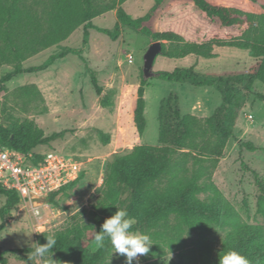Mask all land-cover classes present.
<instances>
[{"label": "rangeland", "instance_id": "374dc122", "mask_svg": "<svg viewBox=\"0 0 264 264\" xmlns=\"http://www.w3.org/2000/svg\"><path fill=\"white\" fill-rule=\"evenodd\" d=\"M32 0H30L31 2ZM214 5L237 9L242 24L223 26L201 13L191 0H166L161 4L150 23L152 32L173 31L187 42H215L230 45L237 42L245 29V14L264 13V0H207ZM101 5L116 4L132 18L145 16L156 4L155 0H96ZM98 28L113 31L117 24L116 10L104 13L92 20ZM83 26L76 29L64 42L28 58L24 69L43 64L50 56L75 49L80 55H68L58 60L44 72L23 74L11 81L0 82V127H10L15 121L31 122L48 137L62 133V137L37 147L40 154L54 151L72 156L82 163L83 178L76 186L59 194L54 200L45 199L39 205L21 203L5 212L7 223L0 232V251L5 264H44L45 258L35 254L32 246L40 236L66 234L76 243L95 252L94 236L100 231L96 216L104 222L113 215L108 210L110 201L104 195V180L108 167L117 157L128 155L136 146L159 145V115L161 103L172 93L180 97L184 116L210 117L222 104V96L216 87L198 88L188 83H173L155 77L149 80L145 92L146 131L139 138L134 125L133 113L137 90L143 77V59L149 46L156 43L134 30L121 26L116 41L107 35L90 31L87 45H83ZM132 58V61H130ZM256 59L249 51L234 48H215L210 59L189 56L171 60L158 56L153 73L173 72L176 69H193L202 76L216 74L230 77L251 69ZM86 65L95 71L102 96L96 95ZM14 65L0 68V79L12 72ZM35 85L41 96L34 92L28 96L20 89ZM245 96L233 128V136L225 145L218 159L212 181L243 222L264 227V218L258 214L262 193L256 181L264 183V84L255 81L251 90L237 87ZM109 98L111 107L103 108L101 98ZM203 108L202 112L199 110ZM203 119V118H200ZM109 137V144L104 139ZM218 135L214 136L217 139ZM253 145L250 151L245 144ZM204 195L201 196L203 198ZM127 201V194L121 195ZM6 198L0 195V210ZM118 207V205H117ZM133 231L147 234L143 218L135 220ZM2 220L0 218V224ZM80 232V234H79ZM216 241L219 237L215 238ZM31 249L29 253H13ZM109 245L102 264H125V257L113 254ZM138 264L144 255H138ZM133 260V264H137ZM54 261H56L54 259ZM176 254L167 253L159 264H177ZM0 264H3L0 259ZM60 264H67L63 261Z\"/></svg>", "mask_w": 264, "mask_h": 264}, {"label": "trees", "instance_id": "16d2710c", "mask_svg": "<svg viewBox=\"0 0 264 264\" xmlns=\"http://www.w3.org/2000/svg\"><path fill=\"white\" fill-rule=\"evenodd\" d=\"M127 0H121V3ZM155 6L143 17L134 19L116 4L99 5L96 0H0V68L14 65L13 71L0 79L2 84L23 74L44 72L56 61L70 54L79 56L75 49L50 56L37 67L24 69L22 63L40 52L66 41L72 33L83 26V45H87L90 31L107 35L116 41L121 34V26H126L154 41L162 43L159 56L178 60L189 56L203 59L214 57L215 48H234L249 51L256 59L251 69L230 77L202 76L193 69H176L173 72H157L154 77L173 83H188L193 87H216L222 96V104L210 117L200 119L193 115L184 116L180 108V97L172 93L163 100L159 115V145L136 146L128 155L117 157L108 167L103 186L104 195L110 204L109 212L124 209L130 217L143 218L147 234L153 245L144 255L142 264H159L167 253L176 254L177 264H218L221 251L235 249L245 255L251 264H264V227L250 225L242 221L240 215L224 199L212 181V174L222 157L227 140L233 136V128L239 112L245 103L237 87L250 91L254 82L264 84V13L245 14L247 28L241 38L230 45L215 42H187L173 31L151 30L157 8L166 0H155ZM193 5L211 20H218L223 26L242 24L237 9L214 5L207 0H191ZM116 10L117 24L113 31L101 29L92 24L98 16ZM91 85L97 96L103 90L95 71L86 65ZM144 77V76H143ZM150 80V79H149ZM149 80L143 78L137 90L133 113L134 125L142 139L146 131L145 92L150 88ZM26 96L41 93L35 85L20 89ZM261 101L264 97L258 95ZM103 108L112 106L109 98H101ZM54 133L45 137L42 130L31 122L15 121L10 127H0V146L15 149L24 154H41L34 150L62 137ZM218 135L217 139L214 136ZM109 137L104 139L109 144ZM255 150L250 143L245 144ZM66 185L49 198L54 200L59 194L76 186L83 178ZM262 193L258 214L264 218V183L254 174ZM127 194L129 200H122ZM0 195L6 198L0 210V232L7 220L5 212L20 204L21 198L15 191L0 187ZM204 195L203 198L201 196ZM118 205V207H117ZM101 225L103 221L96 216ZM133 227L131 231H133ZM80 234V232H79ZM46 236L37 238L40 245L46 244ZM219 237L216 241L215 238ZM54 248L44 253V264H102L110 245L106 238L104 246L92 252L76 243L66 234L55 236ZM29 253L31 249L12 251ZM0 259L5 264L3 252Z\"/></svg>", "mask_w": 264, "mask_h": 264}, {"label": "built area", "instance_id": "2783aa9c", "mask_svg": "<svg viewBox=\"0 0 264 264\" xmlns=\"http://www.w3.org/2000/svg\"><path fill=\"white\" fill-rule=\"evenodd\" d=\"M36 156L0 146V187L15 191L21 203L33 205V197L48 199L83 172L82 163L72 156L54 151L41 154V160Z\"/></svg>", "mask_w": 264, "mask_h": 264}, {"label": "clouds", "instance_id": "9594fccd", "mask_svg": "<svg viewBox=\"0 0 264 264\" xmlns=\"http://www.w3.org/2000/svg\"><path fill=\"white\" fill-rule=\"evenodd\" d=\"M135 222V218L130 217L126 210H116L113 215L103 222L101 230L98 233L96 232L93 241L95 246L97 248L103 247L107 238L113 249V254L123 255L125 264H133V260H137L138 255L148 254L150 247L153 245L148 234L131 231ZM45 239L46 244L44 245H40L38 242L32 245L35 249V254L38 256H43L44 253L51 251L56 244L54 235L50 234ZM52 262L55 264L53 260ZM218 264H251V261L239 251L227 249L219 253Z\"/></svg>", "mask_w": 264, "mask_h": 264}, {"label": "water", "instance_id": "95a60500", "mask_svg": "<svg viewBox=\"0 0 264 264\" xmlns=\"http://www.w3.org/2000/svg\"><path fill=\"white\" fill-rule=\"evenodd\" d=\"M162 51V43L156 42L149 46L148 50L146 51L143 59V76L145 79L149 80L154 77L153 67L157 57L161 54ZM45 199L33 197V204L39 205Z\"/></svg>", "mask_w": 264, "mask_h": 264}, {"label": "crops", "instance_id": "0c3cea01", "mask_svg": "<svg viewBox=\"0 0 264 264\" xmlns=\"http://www.w3.org/2000/svg\"><path fill=\"white\" fill-rule=\"evenodd\" d=\"M207 76H218V75H216V74H212V75H207ZM202 110H203V108H201L199 111L202 112ZM197 117H198V116H197ZM199 118H206V117L201 116V117H199Z\"/></svg>", "mask_w": 264, "mask_h": 264}]
</instances>
